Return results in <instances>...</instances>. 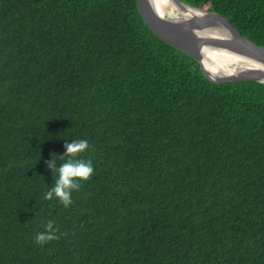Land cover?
I'll use <instances>...</instances> for the list:
<instances>
[{
    "label": "trees",
    "instance_id": "16d2710c",
    "mask_svg": "<svg viewBox=\"0 0 264 264\" xmlns=\"http://www.w3.org/2000/svg\"><path fill=\"white\" fill-rule=\"evenodd\" d=\"M181 1L264 46V0ZM0 45V264H264L263 82L211 81L137 0H0Z\"/></svg>",
    "mask_w": 264,
    "mask_h": 264
},
{
    "label": "water",
    "instance_id": "95a60500",
    "mask_svg": "<svg viewBox=\"0 0 264 264\" xmlns=\"http://www.w3.org/2000/svg\"><path fill=\"white\" fill-rule=\"evenodd\" d=\"M183 14L165 16L155 0H137L138 9L148 26L164 41L195 58L213 82L258 81L264 83V46L244 36L229 18L181 0H170ZM191 10V12H190ZM238 54L248 65L230 74H218L207 64V48Z\"/></svg>",
    "mask_w": 264,
    "mask_h": 264
},
{
    "label": "clouds",
    "instance_id": "9594fccd",
    "mask_svg": "<svg viewBox=\"0 0 264 264\" xmlns=\"http://www.w3.org/2000/svg\"><path fill=\"white\" fill-rule=\"evenodd\" d=\"M89 141L86 139L74 140L66 146L67 155L60 157L63 163L57 168L54 163H50L56 173H58L55 185L45 194L46 199L58 198L65 207L72 204V193L78 189L80 180H88L94 173L93 162L88 159L78 158V154L87 151ZM46 231L40 232L36 236L39 244L43 245L47 241L56 239L58 229L54 228L53 222H48Z\"/></svg>",
    "mask_w": 264,
    "mask_h": 264
},
{
    "label": "bare ground",
    "instance_id": "6f19581e",
    "mask_svg": "<svg viewBox=\"0 0 264 264\" xmlns=\"http://www.w3.org/2000/svg\"><path fill=\"white\" fill-rule=\"evenodd\" d=\"M194 1V0H193ZM256 1V0H255ZM122 2V1H121ZM160 8V11L165 16H180L183 13L175 7L170 0H155ZM253 2V1H252ZM258 2V1H257ZM118 3V2H117ZM116 3V4H117ZM103 4V3H102ZM243 4V3H242ZM96 5V4H95ZM112 5V2H111ZM120 5V4H119ZM199 5V4H198ZM7 6V5H6ZM116 7V6H115ZM252 7V6H251ZM6 8V7H5ZM113 8V7H112ZM239 8V7H238ZM125 9V8H124ZM133 9V8H131ZM96 10V9H95ZM4 11V10H3ZM239 11V10H238ZM96 12V11H95ZM127 12V11H126ZM191 12V10H190ZM257 12V11H256ZM117 13V12H116ZM119 13V12H118ZM255 13V11H254ZM97 14V13H96ZM245 14V13H244ZM2 15V14H1ZM89 15V14H88ZM121 15V14H120ZM4 16V15H3ZM115 16V15H114ZM136 16V15H135ZM92 18V17H90ZM128 18V17H127ZM54 19V18H53ZM107 20V19H106ZM127 20V19H126ZM48 21V20H47ZM9 23V22H8ZM107 23V22H106ZM32 24V23H31ZM134 24V23H133ZM9 25V24H7ZM131 25V24H130ZM127 26V25H126ZM129 26V25H128ZM133 26V25H131ZM252 27V25H251ZM119 28V27H118ZM131 28V27H130ZM136 28V27H135ZM130 30V29H129ZM150 30V29H149ZM6 32V31H5ZM140 32V31H139ZM142 33V32H141ZM6 34V33H5ZM35 34V33H34ZM122 34V33H121ZM127 35V34H126ZM131 35V34H130ZM123 36V35H122ZM133 36V35H132ZM131 36V37H132ZM40 38V37H39ZM136 38V37H133ZM4 39V38H3ZM124 39V38H123ZM126 41V40H125ZM145 41V40H144ZM120 42V41H119ZM1 46V45H0ZM116 46V45H115ZM111 49V48H110ZM87 51V50H86ZM4 53V52H3ZM12 54V53H11ZM207 56V66L217 72L218 74H230L238 69L244 68L248 65H256L254 63H247L242 56L232 53L230 51L219 49L215 47L207 48L205 52ZM124 55V54H123ZM6 56V55H5ZM37 56V55H36ZM106 56V55H105ZM131 58V56H130ZM138 60V59H137ZM32 62V61H31ZM113 62V61H112ZM22 66V65H21ZM26 73V72H25ZM30 75V74H29ZM32 81V80H31ZM35 81V80H34Z\"/></svg>",
    "mask_w": 264,
    "mask_h": 264
}]
</instances>
